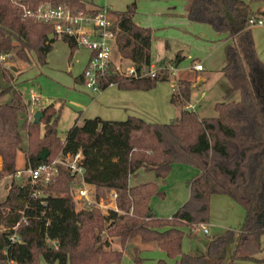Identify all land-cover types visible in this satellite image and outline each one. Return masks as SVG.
<instances>
[{"label":"trees","instance_id":"1","mask_svg":"<svg viewBox=\"0 0 264 264\" xmlns=\"http://www.w3.org/2000/svg\"><path fill=\"white\" fill-rule=\"evenodd\" d=\"M67 3L72 10L93 13L102 6L91 0H0V54L30 63H45L52 42V25L25 14L41 3ZM118 31L115 47L120 58L133 65L135 74H125L110 66L100 77V89L113 83L121 89H149L159 81L173 79L176 87L170 102L178 109L168 121L148 120L137 114L124 119L85 117L69 126L64 138L57 134L61 104L40 106L39 122L28 121L21 92L9 81L0 95L12 92L11 101L0 103V157L2 174L12 176L16 154L21 147L20 127L25 128V168L80 152L83 178L92 183L97 196L113 189L116 207L101 213L95 208L77 209L70 186L69 169L58 164V173L49 182L38 184L40 193L32 195L25 181H12L0 198V264H119L128 246L135 261L141 257L133 241L154 242L176 264H244L258 259L260 236L264 232V61L259 57L249 16L264 17V9L252 11L244 0H188L185 16L210 25L223 40L224 64L220 71L230 84V91L214 103L215 114L200 116L185 107L193 80L176 75L168 67L144 74L150 65L152 29L136 23V2L124 9H111ZM72 54L77 48L70 36H62ZM183 56L177 52L170 59L176 66ZM121 63V62H120ZM124 67V66H123ZM7 76V77H6ZM83 80L82 72L76 75ZM238 91V98H228ZM46 151V157H40ZM174 162L197 168L188 179V198L168 217L154 215L149 200L162 195L154 180L129 183L139 169L151 170L164 179ZM212 194H226L244 209L239 229L225 228L204 240L203 252L184 251L181 240L183 224L193 227L209 218ZM107 221V235L102 234ZM18 223L20 239L9 235ZM190 234V233H189ZM116 237L119 247H112L107 236ZM164 263L163 259H159Z\"/></svg>","mask_w":264,"mask_h":264},{"label":"crops","instance_id":"2","mask_svg":"<svg viewBox=\"0 0 264 264\" xmlns=\"http://www.w3.org/2000/svg\"><path fill=\"white\" fill-rule=\"evenodd\" d=\"M91 1L97 5L107 6L111 9H115L110 4H98L96 0ZM117 1L118 7H122L121 9H124L126 4L131 0ZM244 1L249 4V8L254 12L264 9V0ZM135 2L136 12L133 16L134 21L142 26L149 27L150 29H152L153 33V37L150 42V65L145 69L151 72L160 67H168L176 75L180 71H195L194 74H190L192 73L191 71L189 72V75L191 76H184L193 80L191 98L189 100V103L192 104V109H195L200 116L205 115L200 108V103L201 98L206 94L207 90L210 89V87L208 86H212L213 82L216 81L217 83L220 82L224 89L226 88L227 90V86L225 85V81H223V74L220 71V68L225 61L223 51L224 44L226 43V41H230V39L226 41L223 40L221 38V35L206 23L189 20L185 16V11L188 6V0H135ZM252 34L256 51L259 57L264 61V25L252 26ZM54 43L55 41L52 42V47ZM154 49L155 53L153 52ZM50 50L46 54L47 56L45 63L47 64H49V60H47V58L49 59V53L51 52ZM167 51L169 52L168 54ZM175 51L179 52L183 56V59H191L190 63L187 65H182V62L180 61L176 66H172L169 61L173 58L172 56L174 53H176ZM87 60L88 54H86L85 56L84 64ZM196 62H201L203 65V69H194L193 64ZM204 68L207 70L206 74H199L198 71H203ZM26 69L27 67L23 69L22 73ZM186 69H189V71ZM81 72H79L78 74H80ZM22 73L17 76L15 83L16 85H13V87L19 90L21 92V95L24 97L23 92L17 86ZM76 75L73 77L74 82L80 81L83 89H85L88 93H75L78 95L75 96V98L69 97L67 103H64V105L63 102H59L55 99H49L46 97L43 98L38 92H36L40 97V101L42 103L41 106L50 102H53L56 107L60 104L62 105L60 116H62L64 112H66V114L68 115V127L75 122H81V120L85 117H92L96 115L105 119H124L129 114H137L148 120L164 121L148 116L156 115L157 109L155 107L157 105L159 106V103L165 104L166 101L170 99V95L176 87V81L170 79L164 81L167 84V89L166 87H159L158 91L154 95H152L151 93L152 90L160 86V84H162L161 82L163 81L157 82L154 87L149 89H121L117 87L116 84L111 83L104 88L91 90L83 85V80H77ZM2 80L3 77H0L1 82ZM3 82L5 83V85L9 83L6 80H3ZM204 85H208V88L203 89L202 86ZM30 91L35 90L30 87L28 92ZM224 95L225 94H223V96ZM236 95L238 96L239 94L234 91V96ZM237 96L236 98H238ZM137 102H139V107L142 110H144L145 107L147 108L149 105L150 112L145 111V113L147 114H144L142 112H134L135 110H133V105L134 103L137 105ZM164 106H166V104ZM170 113H172V111ZM64 136H62V138H64ZM15 168L17 171L20 170V168L17 167L16 161ZM131 176L134 177V175ZM131 176L129 177V183H137V180L135 179H133L134 182L130 181ZM161 180L164 181V179ZM243 217V207L236 201H234L231 197L226 194H212L209 200L208 221L200 223V225L196 224L191 227L189 235H192V232L195 233L197 231L195 229L196 226H199L205 233L209 232V226L212 228L213 234H218L225 228H233L237 230L239 229L243 221ZM203 226L206 227L207 231H204ZM196 237L200 240V242H202V245H204V240H202L198 236ZM182 250H184V248H182ZM256 257L258 259L260 258L257 256V254ZM246 263L248 264V261H244V264Z\"/></svg>","mask_w":264,"mask_h":264},{"label":"rangeland","instance_id":"3","mask_svg":"<svg viewBox=\"0 0 264 264\" xmlns=\"http://www.w3.org/2000/svg\"><path fill=\"white\" fill-rule=\"evenodd\" d=\"M98 4H110L115 9H121L122 7H118V1L117 0H96ZM130 2V1H129ZM113 16V15H112ZM55 43L53 44L51 52L49 53V64L47 63H39L36 61V57L33 54L34 60H32L30 63H26L21 60H14L8 58L7 55H4L2 58H0V77L3 71H6V75H9V81L12 85H16V79L17 76L22 73L23 69L27 67V69L22 73L20 77V81L18 83V88L23 92L24 97L27 98L28 96V90L30 87H32L35 92H38L43 98H49V99H55L59 102L67 103V100L69 97L75 98L78 94L75 93H88L85 89H83V86L81 82H74L73 77L78 74L79 72L83 71L84 67L86 66L85 62V56L88 54L89 57V50L86 47L83 46H77V48L74 49L73 53H70V48L68 44L63 41L62 39L58 38L54 40ZM169 51V50H168ZM167 51V54L169 53ZM155 53V49L153 50ZM176 52V51H175ZM177 53V52H176ZM173 54L172 57L175 56ZM47 56V55H46ZM115 62H121V67L130 65V61L126 58H120L119 53L117 50L114 51V57ZM46 60V57H45ZM189 58H185L181 60L182 65H187L190 63ZM33 63V64H32ZM32 64V65H31ZM29 66V67H28ZM146 70V69H145ZM156 70V69H155ZM153 71H147L150 72L149 74H153L155 72ZM189 71V69H186ZM194 74L195 71L190 70ZM189 71V72H190ZM189 72L180 71L177 73L178 76H191L189 75ZM207 70L204 68L203 71H198L199 74H206ZM146 74V73H145ZM7 77V76H6ZM3 80L4 77H3ZM1 82L2 86L5 85V83ZM223 81H225V85L227 86L224 89L222 84L220 82H213V85L208 86L210 89L207 90L206 94L201 98V110L203 111V114L205 115H213L215 114V110L213 107V102L218 100H222L224 98L223 94H226L230 90V84L226 80V78L223 76ZM160 86L152 90V95H154L159 87H166V82H161ZM206 85L202 86L203 89H207ZM226 90V91H225ZM236 93H238L236 91ZM12 92L7 91L4 94L0 95V102H10L11 101ZM22 96V95H21ZM237 96V95H236ZM234 96V92L230 93L228 95V98H236ZM22 96L23 102L25 104V98ZM238 97V96H237ZM166 101V106L163 103H159V106L157 105L155 108L157 109V113L155 116H148L153 117L156 119H161L164 121L170 120L172 117H174L177 114L178 109L171 103ZM159 102V101H158ZM42 105L39 100L36 101L31 106L27 108V105L25 104V109L23 110L26 114L27 120L30 121L33 119V113L36 109H39V107ZM169 105V106H168ZM134 112L139 113H145V111L150 112L149 105L148 107L144 108V110L140 109V104L137 102V105L134 103ZM62 110V106H61ZM137 110V111H136ZM172 111V113H170ZM31 112V114H30ZM165 116V117H164ZM68 122V115L66 112L62 116H60L58 123H57V134L59 137L62 138V136L65 135V132L68 128L67 126ZM20 132L22 136V143L21 147L17 151V158H16V164L17 167L20 168V170H23L25 168V155L24 150L26 148L27 144V137H26V130L23 127H20ZM59 155L55 156L53 159L58 158ZM52 159V160H53ZM1 157H0V165H1ZM1 170V169H0ZM197 172V168L186 164L182 162H174L172 164L171 170L168 172V174L165 176L164 181L159 179V177H156L153 171L145 170V169H139L137 174L131 176L130 181L134 182L133 179L138 181H146V180H154L158 184L159 188H162L164 190V193L162 195L153 194L150 197L149 205L157 217H168L170 216L176 208L181 205L189 195V187H188V181L187 179L190 178L193 174ZM22 179L23 181L26 180V174L24 172H15L12 176H9L8 174H2L0 176V198H3L6 192V189L8 185L15 180ZM106 194V192H105ZM104 194V195H105ZM200 225V223H197ZM109 228V224L107 221H104L103 223V230L102 234L107 235V230ZM182 229L184 231V235L181 240V247L184 248V250H188L190 252L194 253H200L203 252V245L202 242L196 237L198 236L202 240H206L209 235H212L213 230L211 227L208 226L209 232L205 233L202 231V229L199 226H196L195 229L197 230L195 233L192 232V235H189L190 227L187 224L182 225ZM196 237V238H195ZM107 238L110 240V245L112 247H119L118 240L116 237L107 236ZM135 244H137V247L139 249L138 255L141 257L139 261H135L134 259V252L132 251V248H130V245L128 248H126L123 252L122 259L119 264H176L175 257L168 256L166 252L160 248L156 243L154 242H148L143 243L140 242L139 239H134L133 241ZM260 242H261V249L258 251L257 256L260 257L259 259H249L248 264H264V232L260 236ZM159 259H163L164 263H161ZM247 264V263H246Z\"/></svg>","mask_w":264,"mask_h":264},{"label":"built area","instance_id":"4","mask_svg":"<svg viewBox=\"0 0 264 264\" xmlns=\"http://www.w3.org/2000/svg\"><path fill=\"white\" fill-rule=\"evenodd\" d=\"M25 14L51 24L53 36L57 38L64 35L70 36L75 40L77 46H83L89 50V57L82 71L83 85L88 89H100V77L110 66H114L115 70L125 74H135L132 64L121 67L120 61L115 62L113 59L118 27L107 6H102L97 11L89 13L82 9L72 10L67 3L53 5L44 2L39 4L35 10L26 9ZM248 23L251 26L264 25V17L251 14ZM3 56V54H0V58ZM193 68L201 70L203 65L201 62H196L193 64ZM142 73L147 74L150 72L142 69ZM24 98L27 108L31 106V111H33L32 105L39 100L38 94L35 91H30L27 98ZM185 107L188 109L193 108L189 102L186 103ZM79 158L80 152L78 151L72 156L68 154L65 157L59 156L36 167L24 168L17 172L26 174L27 181L32 186V195L36 196L40 193V189L36 186L49 182L58 173L57 165L62 164L69 169L72 176L70 186L77 209L95 208L101 213H107L109 208L117 209L115 202L117 192L110 189L105 195L97 196L94 185L83 178L84 168L79 163ZM17 225L18 223L13 226V232L9 235L11 241L20 239L16 232ZM203 229L207 231L205 226H203Z\"/></svg>","mask_w":264,"mask_h":264},{"label":"water","instance_id":"5","mask_svg":"<svg viewBox=\"0 0 264 264\" xmlns=\"http://www.w3.org/2000/svg\"><path fill=\"white\" fill-rule=\"evenodd\" d=\"M52 36H53L52 33H49V34H48V37H49V38H51ZM41 115H42L41 110H40V109H36V110L34 111V113H33V121H34V122H39V121H40V117H41ZM40 157H41L42 159H44V158L46 157V151H45V150H43V151L41 152ZM0 169H1V165H0Z\"/></svg>","mask_w":264,"mask_h":264}]
</instances>
